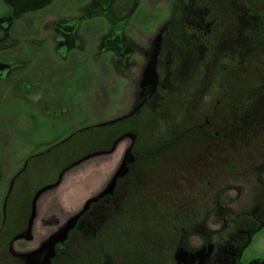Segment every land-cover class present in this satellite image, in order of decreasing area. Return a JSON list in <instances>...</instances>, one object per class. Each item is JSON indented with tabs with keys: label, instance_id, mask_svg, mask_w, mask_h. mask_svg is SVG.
<instances>
[{
	"label": "rangeland",
	"instance_id": "rangeland-1",
	"mask_svg": "<svg viewBox=\"0 0 264 264\" xmlns=\"http://www.w3.org/2000/svg\"><path fill=\"white\" fill-rule=\"evenodd\" d=\"M183 3L0 0V264H14L28 223L30 240L19 248L64 242L90 214L92 228L69 257L77 264H100L107 254L172 264L162 240L131 237L145 232L133 226L139 213L167 244L169 234L184 235L176 264L204 263L225 227L247 236L242 264L264 261V37L255 30L222 86L214 64L198 63L204 48L190 30L206 27L182 20ZM144 107L154 111L142 131L151 145L128 171L137 136L117 135ZM190 119L201 128L186 132ZM159 134L171 137L162 149ZM116 176L121 182L105 194Z\"/></svg>",
	"mask_w": 264,
	"mask_h": 264
},
{
	"label": "flooded vegetation",
	"instance_id": "flooded-vegetation-1",
	"mask_svg": "<svg viewBox=\"0 0 264 264\" xmlns=\"http://www.w3.org/2000/svg\"><path fill=\"white\" fill-rule=\"evenodd\" d=\"M183 5H184V13H183L184 16L182 18L183 21L189 20L191 21V23H193L194 21L198 22L199 20L202 21L206 27L205 34L202 35L194 32L193 30H190V35L192 37L199 38L204 48V52L201 57L202 61H199L198 63L204 66V68L207 70H209L210 66L214 64L216 66L217 73L221 75L220 77V81H222L221 85L222 86L229 85L228 82H230L229 80L230 74L234 73L235 69L241 64L242 61H245L241 57L240 50H245L246 52V50L249 47L250 37H252V35L255 34V30L259 32L260 37H264V0H186V3L185 4L183 3ZM168 33L173 34V30L171 29ZM201 37H203V40L200 39ZM213 43H215L216 46L215 45L212 46ZM259 47L264 49V43H261ZM161 55L163 56V53ZM257 80H258V85L264 86V77L263 78L258 77ZM225 90H227V88H224L223 91L225 92ZM223 95L224 93L222 94L220 100L218 101L220 107H221L222 99L224 97ZM219 118H220V123H222L223 126V118L222 117ZM190 123L192 127L186 130V132H191L195 128L196 129L201 128V127L199 128L198 125H193L191 119H190ZM179 128L182 129V126L174 127L173 131H179L178 130ZM167 129L170 130L169 133H171L172 128H167ZM219 129L220 127L214 132V134H217L218 138H220V135L218 134ZM129 132L133 133V131H126L123 134H129ZM159 132L160 131H158V133ZM206 132H208V130ZM209 133L212 134L213 132L211 131ZM169 138L171 137L170 136L162 137L161 134L158 135L156 143L158 144L159 149L166 147V142L170 141ZM144 145L150 146L151 143L146 142L144 143ZM132 151L133 148L131 149V155H132L131 160L130 161L129 159L126 160V162L128 163V164L126 163L128 166V171L129 169L130 170L133 169V166L137 165L138 161L142 159L139 156L140 154L135 157ZM131 161H134V163L130 164ZM127 175H129V173L124 175L121 180L122 181L130 180L131 175L130 176ZM121 180H118L116 187L118 186L119 182H121ZM138 206L139 205H137L136 208L141 209V206L139 207ZM90 216L91 214L89 215V217ZM83 219H81L76 224L75 228L70 233L68 239L65 240L64 242L55 243L54 241L51 240L36 247L29 246V247L19 248L21 240H30L28 235L29 233L27 231L29 227V223L27 222L28 224L26 226V229L24 230V232H22L19 235L18 244L16 248L13 249L12 251V256L15 261L14 264H77L76 260L71 258L69 259V257L75 254L77 250L76 242L78 241L79 238H81V234L85 232V230L90 231V229L92 228V223H88L89 221H84ZM108 235L109 237H112L111 232H109ZM113 238H110V240L116 242L117 240L116 239L114 240ZM183 240H184L183 234L182 237L179 238V240L177 237L171 238L170 239L171 242L168 241L169 244L166 243L167 240H162V244L164 245V251L166 250L165 245L171 244L172 246L169 252L171 256L170 258L173 259L172 260L173 264H176V251L178 250V248L181 249V246L184 245L182 243ZM211 246H212L211 255L202 264H237V261L234 257L235 254H233V256L225 255L224 248L228 246L225 242L221 240H217L211 243ZM204 247H206V243ZM95 249L101 250V246L99 248L96 247ZM109 249L113 250L110 248V246ZM136 249L138 250L139 247H137ZM113 256L115 255L107 254L105 256L103 264H125L123 261H122L123 263L119 262L118 260H116V257ZM100 263H102V260ZM93 264H98L97 260Z\"/></svg>",
	"mask_w": 264,
	"mask_h": 264
},
{
	"label": "trees",
	"instance_id": "trees-1",
	"mask_svg": "<svg viewBox=\"0 0 264 264\" xmlns=\"http://www.w3.org/2000/svg\"><path fill=\"white\" fill-rule=\"evenodd\" d=\"M160 101H162V97H161ZM184 106H185V104H184ZM143 111H145V112H144L143 116H141V113ZM152 112H154V111H152ZM152 112H149L146 108H144L143 110H140L138 112L133 113L132 115H130V117L127 118V120H125V121H128L127 122L128 126H127V130L126 131H133V133L129 132V134H134V135L137 136V141L135 142L134 147H132L133 148L132 153H133V155L135 157L138 156L143 151V149L146 148L144 143H146L147 141H145V137L143 136V133H142V131L144 130L143 127H145L143 125L145 124V121H147L148 119L151 120L153 118L152 115H151ZM160 113H161L160 109L158 111H156V113H155V114H157L158 118H159ZM167 123H168V125H166V126H171V125L175 126L172 123V120H168ZM126 131L123 130L122 134L117 135V136H119L118 138L123 136L124 135L123 133L126 132ZM152 140H154V139H152ZM262 214L263 213H260L259 215L262 216ZM243 216L245 218L239 223H243V221L245 222L247 220L248 217L246 215H244V214H243ZM243 216L241 215V217H243ZM241 217H239L237 219V221H239V219ZM89 218L91 219V216ZM89 218L86 221H89ZM149 219L150 218H149L148 215H145L142 218L140 216V213H139V217L134 220L133 226L135 227L136 224H141L142 225V229H145V232H144V234H141V235H138L137 233H133V234H131V237H133V238H142L143 240H146L147 242H151L152 240L154 242H155V240H163L164 236L162 234H160L159 231H155V229L152 228V227H150V229L148 228V226H149L148 224L150 223ZM251 221L254 222L255 224H258L257 219H255V220L252 219ZM143 223H146V224H143ZM236 223H238V222H236ZM147 228H148L149 232H148ZM134 230L137 231V228H135ZM134 234H137V235H134ZM173 235L175 236V233H173L172 235L169 234V236H171V238L173 237ZM219 240L225 242L229 247L232 248V252L235 254L234 257H235V259L237 261V264H242L241 261H240V258L238 256L241 254L240 251H242L243 248H245V246L247 244V236L245 234H242V232H240L239 230H235L232 227H225L224 232L219 235ZM136 246L137 245H135V251H137ZM165 248H166V250L168 252L169 250H171L172 246H171V244L170 245H165ZM238 253H240V254H238ZM129 254L133 255L134 253H129ZM103 261L104 260H102V263H100V264H103L104 263ZM128 261H129V264H133L132 263V259H130ZM146 264H155V263H154V261H149V262H146ZM172 264H173V262H172ZM251 264H264V261L257 260V261H254Z\"/></svg>",
	"mask_w": 264,
	"mask_h": 264
},
{
	"label": "water",
	"instance_id": "water-1",
	"mask_svg": "<svg viewBox=\"0 0 264 264\" xmlns=\"http://www.w3.org/2000/svg\"><path fill=\"white\" fill-rule=\"evenodd\" d=\"M116 180H117V176L114 178V180L112 181V183L110 184L107 192L105 194H111L115 188L116 185ZM90 203H87L85 210L89 207ZM80 215L74 217L69 224L67 225V227L65 228L64 232L62 231L60 233V235L57 236V240H64L67 237V232L68 230L74 226V224L77 222V220L79 219Z\"/></svg>",
	"mask_w": 264,
	"mask_h": 264
}]
</instances>
